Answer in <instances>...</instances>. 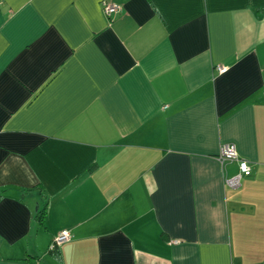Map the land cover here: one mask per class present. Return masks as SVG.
Returning a JSON list of instances; mask_svg holds the SVG:
<instances>
[{
  "label": "crops",
  "instance_id": "0c3cea01",
  "mask_svg": "<svg viewBox=\"0 0 264 264\" xmlns=\"http://www.w3.org/2000/svg\"><path fill=\"white\" fill-rule=\"evenodd\" d=\"M0 264H264V0H0Z\"/></svg>",
  "mask_w": 264,
  "mask_h": 264
},
{
  "label": "built area",
  "instance_id": "2783aa9c",
  "mask_svg": "<svg viewBox=\"0 0 264 264\" xmlns=\"http://www.w3.org/2000/svg\"><path fill=\"white\" fill-rule=\"evenodd\" d=\"M102 11L105 16L110 17L111 15L117 13L119 11V7L108 5L103 3ZM218 72H223V68H217ZM236 159V152L232 145H225L221 148L219 161L224 162L226 160H234ZM240 172L246 173L248 171V167L245 162L240 163ZM228 185L232 188L239 186V177L233 178L232 180L228 181ZM70 239V235L67 232L60 233L49 246V251H55L59 248L62 244L68 242Z\"/></svg>",
  "mask_w": 264,
  "mask_h": 264
},
{
  "label": "trees",
  "instance_id": "16d2710c",
  "mask_svg": "<svg viewBox=\"0 0 264 264\" xmlns=\"http://www.w3.org/2000/svg\"><path fill=\"white\" fill-rule=\"evenodd\" d=\"M39 218H42V216L40 215V217ZM53 252V251H52Z\"/></svg>",
  "mask_w": 264,
  "mask_h": 264
}]
</instances>
